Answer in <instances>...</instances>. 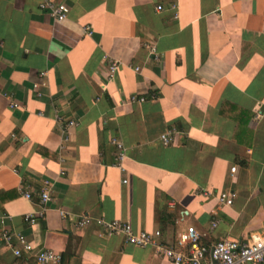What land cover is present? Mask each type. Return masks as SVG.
<instances>
[{
	"label": "crops",
	"instance_id": "0c3cea01",
	"mask_svg": "<svg viewBox=\"0 0 264 264\" xmlns=\"http://www.w3.org/2000/svg\"><path fill=\"white\" fill-rule=\"evenodd\" d=\"M60 1L70 9L58 22L39 10L40 0H0L5 226L23 233L34 252L64 256L60 264H171L121 233L76 227L84 213L160 230L159 242L176 248L188 226L203 244L264 231V0ZM107 59L120 64L103 90ZM5 93L19 108L9 107ZM133 94L147 99L132 103ZM56 111L78 123L63 151L64 175ZM170 127L177 131L164 145L159 136ZM111 137L123 142L125 171L112 164ZM44 179L52 182L45 205L37 193ZM224 189L236 192L230 207L202 194ZM0 264L35 262L0 247Z\"/></svg>",
	"mask_w": 264,
	"mask_h": 264
},
{
	"label": "built area",
	"instance_id": "2783aa9c",
	"mask_svg": "<svg viewBox=\"0 0 264 264\" xmlns=\"http://www.w3.org/2000/svg\"><path fill=\"white\" fill-rule=\"evenodd\" d=\"M38 8L41 11L47 12L54 20L61 22L67 18L69 13V6L60 0H40ZM157 10H161L162 6H157ZM176 17V15H175ZM86 34L91 33L90 26L84 27ZM150 53L155 59L159 58L155 50L154 44H149ZM106 66L102 75V81L99 86L104 90L107 85L113 80L115 72L120 64L118 60L107 59ZM135 70H138L135 67ZM46 74L45 71L40 72L41 76ZM33 89L37 97H41L42 93L38 89V84H33ZM10 108H19L20 103L14 99L11 93H5ZM154 98L152 94L149 96ZM147 99L146 96L133 94L130 96L129 101L132 103L142 102ZM39 114H42L41 112ZM258 115V114H257ZM55 127L60 135V142L58 145V161L61 165L59 174L66 173V159L63 151L69 142V134L77 126V120L68 117L66 114H60L58 111L54 114ZM175 127L168 128L165 132L160 134V141L162 144L167 145L172 141L173 134L176 132ZM111 146L115 149L113 166L117 167L120 171H125L123 161L125 158V147L123 142L116 138L111 137L109 140ZM236 165L230 167V173L233 174L236 170ZM16 171V170H14ZM126 182V179H123ZM52 182L44 179L41 184L40 190L37 192L40 203L45 205L50 200V190ZM20 193L25 198H31V191L20 186ZM204 196L213 195L217 203L222 206L230 207L233 205L236 197V192L233 189H224L217 194L203 191ZM59 214L61 217L66 218L70 212L60 209ZM5 215H0V247L7 248L15 258H22L25 255H31L35 264H60L62 255L52 249H37L34 252V247L29 242L25 235L20 231L9 229L4 224ZM23 221L29 225H33L35 217L31 213L23 215ZM74 224L78 228H86L94 225L103 236H110L113 234L121 233L125 242L137 247H155L159 254L169 260L171 264H260L264 263V231L252 233L244 239H230L221 238L211 244H203L200 242V235L193 226H188L186 230L181 231L177 236V245L165 246L159 242L161 235L160 230H134L133 226L128 221L120 219L106 220L102 217H94L88 213L78 215L74 219ZM217 226L216 220L210 221V227Z\"/></svg>",
	"mask_w": 264,
	"mask_h": 264
},
{
	"label": "trees",
	"instance_id": "16d2710c",
	"mask_svg": "<svg viewBox=\"0 0 264 264\" xmlns=\"http://www.w3.org/2000/svg\"><path fill=\"white\" fill-rule=\"evenodd\" d=\"M64 258V256H62Z\"/></svg>",
	"mask_w": 264,
	"mask_h": 264
}]
</instances>
